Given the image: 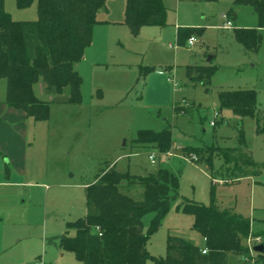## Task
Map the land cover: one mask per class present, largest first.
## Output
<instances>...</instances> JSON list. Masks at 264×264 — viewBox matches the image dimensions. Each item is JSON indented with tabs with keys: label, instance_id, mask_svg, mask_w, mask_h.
Masks as SVG:
<instances>
[{
	"label": "rangeland",
	"instance_id": "obj_1",
	"mask_svg": "<svg viewBox=\"0 0 264 264\" xmlns=\"http://www.w3.org/2000/svg\"><path fill=\"white\" fill-rule=\"evenodd\" d=\"M124 1L107 0L110 17L121 16ZM163 4L166 9L163 25H141L135 33L124 23L111 25L108 38L113 41V51L116 50L113 58L99 65L84 60L79 63L82 64V82L78 105H49L52 118L75 112L86 115V120L68 121V126L60 129L64 149L62 147L60 154L56 152L62 156L57 166H64L65 170L69 167L68 172H71L69 177L73 186L68 188L71 196L65 202L71 206L68 208L58 201L66 207L67 218L60 225H52L48 220L46 229L54 234L62 233L67 219L74 220L85 214V189L75 184L91 181L101 169L114 167L123 171V163L128 160L132 174L142 175L161 168L178 179L179 196L170 201L168 211L147 240L146 248L151 255H165L168 235L203 244L201 235L191 229L193 216L177 208L185 199L248 217L249 236L258 235L260 240L248 243L247 237H243L241 244L249 248V255L228 253L227 264H238L246 259L249 264H264V252L252 249L258 244L264 246V30L258 49L247 50L236 41L234 31L243 25L256 24L250 6L234 4L233 0H163ZM3 6L14 20L37 18L35 2L19 8L15 0H3ZM221 14L227 17L223 18ZM226 19L232 24L223 28ZM177 28L189 29L194 43L190 46L178 43ZM211 55L212 60L206 62ZM185 63L215 65L209 83L190 81L181 66ZM170 65H178L177 71L169 72ZM146 68L149 70L145 76L138 77L139 70ZM38 83L33 85V90L41 97ZM246 88L256 93L253 117L236 116L226 107L217 113L219 91ZM63 93H68L67 87ZM174 104L185 109L184 112L175 115ZM48 118L32 119L38 126L35 130L42 160H46V144L50 137ZM210 121H214V125ZM164 127L170 128L172 143L168 150L159 152L152 145L131 149L138 129L158 131ZM240 128L244 131L257 173H251L242 163L235 167L233 162L225 160L221 151L238 144ZM149 154L155 157L149 159ZM208 156L206 162L204 159ZM141 190V186L135 184L128 193L138 198ZM48 211L51 216L49 207ZM151 216V212L142 216L145 231ZM41 222L34 225L31 236L23 237L12 252L25 255V263L29 264H82L70 251H59L45 243ZM69 234H73V230H69Z\"/></svg>",
	"mask_w": 264,
	"mask_h": 264
},
{
	"label": "trees",
	"instance_id": "obj_2",
	"mask_svg": "<svg viewBox=\"0 0 264 264\" xmlns=\"http://www.w3.org/2000/svg\"><path fill=\"white\" fill-rule=\"evenodd\" d=\"M32 2L36 3L37 18L14 20L0 0V79L5 81L7 106L23 110L34 120H45L50 104L81 101L82 78L74 65L91 42L96 15L106 9V0H15L19 8ZM233 3L248 5L255 13L256 26L238 27L234 36L245 49L256 51L261 42L260 30L264 28V0ZM165 18L163 0H125L123 23L133 33L141 25H163ZM190 33L187 28H178L176 40L185 44ZM184 67L190 81L202 84L209 83L215 71L211 64ZM148 70L140 69L138 77H144ZM37 82L44 94L51 95L49 100L35 95L33 85ZM64 87L68 88L67 94L63 93ZM218 101L219 112L226 107L239 117L255 115L253 89L219 91ZM184 110L173 106L175 115ZM237 140L236 146L221 149L225 160L235 167L245 164L251 173H257L242 128L238 129ZM171 143L169 127L158 131L138 129L132 139L134 146L152 145L159 152L168 150ZM210 156L204 160L208 162ZM135 184L142 189L138 198L128 193ZM178 196V179L166 169L142 175L132 174L129 169H101L85 187V214L66 221L64 232L48 237L46 243L70 251L82 264H227L228 253L249 255V248L241 244V239L250 235L248 217L185 199L177 208L193 216L191 229L201 235L204 246L168 235L165 255H151L146 248L149 235L159 226L170 201ZM147 212L152 216L145 231L141 219ZM238 264L249 262L246 259Z\"/></svg>",
	"mask_w": 264,
	"mask_h": 264
},
{
	"label": "crops",
	"instance_id": "obj_3",
	"mask_svg": "<svg viewBox=\"0 0 264 264\" xmlns=\"http://www.w3.org/2000/svg\"><path fill=\"white\" fill-rule=\"evenodd\" d=\"M105 8L104 10H100L96 15L97 22L92 28V38L90 44L87 46L88 50H84L83 57L74 65L75 70L80 76V67L82 64L79 65V63L82 60L88 61L93 65H99L104 60L113 58V54L116 51L112 49L114 44L108 38V33L110 34L112 31L111 25L123 24L124 6L121 16L116 18L109 16L110 9L106 3ZM254 26L256 24L240 27ZM263 30L262 28L260 32ZM185 44L187 45V40ZM212 58L213 55L206 62H209ZM185 65L189 64L185 63L181 66L185 69ZM177 67L178 65H175V67L174 65H170L168 70L169 72L170 70L177 71ZM133 83H135V79ZM0 85H2L0 89V264H29L25 263V255L14 253L12 250L23 237L31 236L34 225L36 224L38 226L41 219L43 220L41 222L42 235L45 243L48 237L61 234V232L54 234L55 232H50L49 229H46V224H48L46 222L48 220L52 222V225L53 223L60 225L67 218L65 217L68 214L65 210L66 207L63 208L62 205H59L58 201H63H60V203L67 205L68 208L69 205L71 206L69 202L65 204L66 201L70 200L71 196V191L68 188L73 186L70 181L71 178L69 177L71 172H68L69 167L65 170L66 168L64 166H57V162L60 164L62 159V156L58 154L62 153L64 149L61 143L63 133L60 132V129L68 126L66 125L68 121L86 120V115L68 112L64 115L58 114V116L52 118L51 113L49 114L48 136L50 137H48L46 144V160H42V155L37 145L38 141H40L35 130L38 127L36 126L37 124L23 110L9 107L4 103L5 81L3 83L1 82ZM38 88L41 92V97L37 96L34 92L35 95L40 99L49 100L51 95L44 94L42 86L39 83ZM62 105L69 106L73 104ZM216 111L220 113L218 110ZM53 121L55 123L51 124ZM30 127L33 129L31 130ZM56 145H58L57 148H55ZM130 146L132 150L143 148L134 146L132 143ZM123 164L125 169H129L128 160ZM65 171H67L68 176ZM96 175H94L91 181L77 183L75 186H82L85 189L90 182L94 181ZM48 207L52 211L51 216L49 215L51 212L48 211ZM60 208L63 209L60 211ZM47 215L49 217L48 219L46 218ZM50 246L62 251L55 245ZM197 246L203 247L204 240L202 245Z\"/></svg>",
	"mask_w": 264,
	"mask_h": 264
},
{
	"label": "built area",
	"instance_id": "obj_4",
	"mask_svg": "<svg viewBox=\"0 0 264 264\" xmlns=\"http://www.w3.org/2000/svg\"><path fill=\"white\" fill-rule=\"evenodd\" d=\"M222 17H223V18H226V15L223 14ZM229 26H231V21L228 20V19H226V21H225L224 24H223V27H229ZM194 41H195V38H194L193 36H189V37L187 38V45H188V46L192 45ZM215 114H216V112L214 113V115H215ZM210 123H211V125H213V124H214V121H210ZM154 157H155V155H152V154H149V155H148V158H149V159H152V158H154ZM251 240H253L254 242H258V241L260 240V237H259L258 235H256L255 237L251 238V237L248 235V236H247V242L249 243ZM202 251L204 252V250H202Z\"/></svg>",
	"mask_w": 264,
	"mask_h": 264
},
{
	"label": "water",
	"instance_id": "obj_5",
	"mask_svg": "<svg viewBox=\"0 0 264 264\" xmlns=\"http://www.w3.org/2000/svg\"><path fill=\"white\" fill-rule=\"evenodd\" d=\"M210 58L211 56H209L207 60H209ZM263 247L264 246L262 244H258V245H255L252 249L255 251L261 252L263 250Z\"/></svg>",
	"mask_w": 264,
	"mask_h": 264
}]
</instances>
